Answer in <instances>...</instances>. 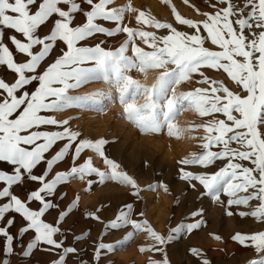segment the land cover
<instances>
[{
    "label": "snow or ice",
    "instance_id": "1",
    "mask_svg": "<svg viewBox=\"0 0 264 264\" xmlns=\"http://www.w3.org/2000/svg\"><path fill=\"white\" fill-rule=\"evenodd\" d=\"M115 3L0 0V68L15 74L13 82L0 76V264H11L13 256L17 264H30L36 251L52 254L55 259L49 264H68L69 259L74 264H104L108 254L141 232L151 244L139 251L160 257L150 258L148 264H171L167 246L181 234L204 226L197 219L200 210L170 227L167 235L136 219L134 202L141 187L121 163L107 155L106 146L116 141L85 138L82 131L70 127L72 121L55 118L70 110L103 115L114 103L122 109L118 119L128 121L140 134H162L166 129L169 137L181 139L186 132L202 131V136L190 137L200 141L201 151L178 161L177 179L196 193L197 201L208 197L225 207L229 217L234 215L230 209H248L235 214L264 226V0H203L211 11H201L183 0L204 19L184 18L173 7L174 23L153 19L134 9L130 0L112 7ZM78 16L85 22L76 24ZM129 16L136 27L125 23ZM42 27L49 29L47 34L41 35ZM121 36L118 47L103 46L108 38ZM98 37L104 39L93 44ZM55 52L60 54L54 56ZM16 55L24 59L18 62ZM207 70L226 74L236 90L223 80L211 79ZM150 73L155 76L147 83ZM92 83H102L108 90L69 94ZM194 84L205 87L178 91ZM184 112L209 119L181 128L176 121ZM86 151L92 155L85 158ZM94 158L100 159L104 170L94 166ZM64 163L68 169L53 175L54 166ZM145 167H149L147 161ZM86 177L89 186L115 182L134 198L107 222L99 215L103 207L82 213L86 220L101 223L104 235L110 230L132 229L116 244L92 241L90 260L84 258L87 235L73 233L72 226L63 227L76 202L64 210L65 197L58 194L59 186ZM158 188L169 192L167 183L158 181L144 191ZM186 193L187 189L181 194ZM53 211L58 219L47 222L46 214ZM231 239L251 249L253 255L245 264H264V230L237 233ZM80 244L84 246L77 247ZM190 254L198 258V264H212L195 248Z\"/></svg>",
    "mask_w": 264,
    "mask_h": 264
},
{
    "label": "rangeland",
    "instance_id": "2",
    "mask_svg": "<svg viewBox=\"0 0 264 264\" xmlns=\"http://www.w3.org/2000/svg\"><path fill=\"white\" fill-rule=\"evenodd\" d=\"M98 2V0H96ZM129 0H116L112 7H120L128 3ZM134 9L145 11L153 19L160 22L174 23L172 8L184 18L193 19L196 21L203 20L204 17L198 15L192 7L183 3V0H170L169 4L163 3V0H130ZM190 4H194L201 11H211L203 3V0H189ZM85 19L78 16L75 23L82 24ZM125 23L130 27H136L134 18L129 16ZM110 26V25H109ZM149 32H155L157 35L165 34L163 31L147 28ZM189 31L188 29H183ZM48 28H43L41 35L47 34ZM104 37H98L92 43H98ZM123 41V36L118 38H108V43L103 45L105 48H116ZM146 48L145 45L140 44ZM215 49V46L208 45ZM66 49V46H64ZM10 49L14 51V47L10 45ZM147 50V49H146ZM55 52L53 55H59ZM130 54V53H129ZM15 58L22 61L24 58L21 55H16ZM206 75L211 79L223 80L233 90L235 86L228 80L226 74L217 73L214 70H207ZM133 75L145 82L141 76ZM0 76L7 82H13L15 74L5 68H0ZM155 73H150V78L147 83L152 82V77ZM189 87H205V85H185L178 88V91H186ZM108 90L102 83H92L79 91L70 92V95H83L85 93L96 90ZM122 114V109L118 103L108 106L107 111L103 115H96L93 112H78L77 110L66 111L61 114H55L57 119H69L70 127L73 130H80L85 138L91 137L93 140L104 138L108 141L115 140V143H110L107 147V155L134 176L140 187L138 200L134 202V198L128 194V189L119 186L115 182H106L103 186L92 184L89 186L88 179L84 180L71 179L66 184L58 187V194L64 195L61 202V208L66 210V206L76 202V208L73 213L67 218V223L63 227L72 226V232L78 235H87L88 249L85 259L92 258V241L105 242L116 244L117 241L123 240L127 232L132 231L129 227L124 230H110L107 235L103 234V226L101 223L93 220H86L82 215L83 212L91 210L95 212L98 207H103L104 210L99 213L101 219L105 222L115 218L118 210L123 204L134 202V209L137 213L135 217L138 220H145L159 234L167 235L170 227H176L190 212L200 210L201 216L197 219L204 221V226L191 234H181L178 239L174 240L167 246L168 254L171 259V264H198V258L190 254V249L195 248L201 251L209 258L212 263L215 258H222L224 261L219 264H245L246 259L252 257L251 249L240 246L232 241L231 237L234 234H254L260 230H264V226L255 222L251 218H241L235 214L240 210L248 209H230L234 215L229 217L226 215L225 207H221L205 197L199 201L196 199V193L193 192L186 184L177 179V170L180 167L178 161L185 158H190L192 154L199 153L201 149L197 147L199 140L191 139L192 136H202L203 132L184 133L181 139L169 137L166 129L162 134H140L139 131L125 119H118ZM73 117H79L73 119ZM209 118H198L191 112H184L176 121L181 128L190 127L193 124H201ZM138 155L137 161H133V153ZM92 155L90 152H85L84 156ZM129 156V157H128ZM133 159V160H132ZM143 160V161H142ZM145 161L149 167H145ZM82 162V161H81ZM246 163V162H245ZM94 166L104 170L99 158H94ZM68 169V164L64 163L54 166L53 175L56 171H65ZM194 171L202 169L193 168ZM216 169H209L214 171ZM147 177V178H146ZM98 180V178H93ZM165 182L169 186V192H164L163 189L155 191H144L147 185L154 182ZM30 187L34 188L35 184L30 182ZM187 189L186 194H181L182 190ZM19 194L20 189H16ZM176 197H179V206L176 204ZM35 208L36 205H33ZM143 215H139V213ZM47 222L57 220L55 211L51 215L46 214ZM73 221L75 223L73 224ZM188 223L193 221L188 220ZM90 230V234H89ZM15 231V229H13ZM220 236L221 240L214 239L215 236ZM73 237L69 235L68 241L71 243ZM151 241L141 232L134 234V237L122 247H117L111 254L106 256L104 264L109 261L112 264H148L150 258L159 259V255H154L152 252H141V247L150 246ZM83 244L77 247H83ZM55 257L43 251H36L32 256L30 264H49V261ZM11 264H17V257L11 258ZM68 264H74L73 259H69Z\"/></svg>",
    "mask_w": 264,
    "mask_h": 264
},
{
    "label": "bare ground",
    "instance_id": "3",
    "mask_svg": "<svg viewBox=\"0 0 264 264\" xmlns=\"http://www.w3.org/2000/svg\"><path fill=\"white\" fill-rule=\"evenodd\" d=\"M129 157V156H128ZM133 158H134V160L133 161H137V159H138V155H137V153L136 152H134L133 153ZM143 161V160H142ZM147 178V177H146ZM224 260L222 259V258H215V261L212 263V264H219V263H222Z\"/></svg>",
    "mask_w": 264,
    "mask_h": 264
}]
</instances>
